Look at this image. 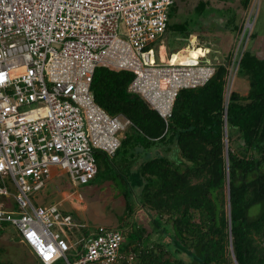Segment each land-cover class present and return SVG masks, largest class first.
Instances as JSON below:
<instances>
[{
    "label": "built area",
    "instance_id": "1",
    "mask_svg": "<svg viewBox=\"0 0 264 264\" xmlns=\"http://www.w3.org/2000/svg\"><path fill=\"white\" fill-rule=\"evenodd\" d=\"M173 2L0 0V197L17 205L0 200V230L8 223L42 264H120L124 257L117 227L82 230L59 203L35 205L32 196L55 166L74 184L88 182L95 152L113 157L120 146L131 121L95 102L97 67L132 72L128 91L165 121L180 89L214 75L203 55L191 64L154 60L151 44L165 32ZM238 61L236 53L227 92Z\"/></svg>",
    "mask_w": 264,
    "mask_h": 264
},
{
    "label": "trees",
    "instance_id": "2",
    "mask_svg": "<svg viewBox=\"0 0 264 264\" xmlns=\"http://www.w3.org/2000/svg\"><path fill=\"white\" fill-rule=\"evenodd\" d=\"M249 2L242 0L244 6ZM205 5L197 3L191 21ZM188 25L168 20L166 29L179 41L178 35L195 33ZM239 52L235 73L248 80L246 94L227 92L229 51L213 62L215 73L203 86L178 91L167 121L141 95L128 91L132 72L95 69V102L131 121L113 157L96 151V162L113 161L128 145L147 158L124 164L136 178L125 180L129 188L123 197L125 213L132 215L136 202L151 229L143 233L132 223L128 233L134 238L125 243L117 225L123 235L120 264H264V57L250 49ZM171 148L175 152L168 155Z\"/></svg>",
    "mask_w": 264,
    "mask_h": 264
},
{
    "label": "rangeland",
    "instance_id": "3",
    "mask_svg": "<svg viewBox=\"0 0 264 264\" xmlns=\"http://www.w3.org/2000/svg\"><path fill=\"white\" fill-rule=\"evenodd\" d=\"M200 1H205V10L193 22L190 20V13ZM174 4L169 9V21L182 22L187 20L189 31L192 34V31L195 33L191 36L178 35L182 38L179 39L181 41L179 42L177 35L172 30L166 29L151 44L156 62H164L168 58L169 62L183 64L187 55L189 60H197L200 55H203V59L201 58L199 61L221 62L223 56L229 51L233 53V58L237 51L245 49H250L258 57H264V0H250L247 6L243 5L242 0H175ZM233 22L235 25L242 26L241 31L235 29ZM248 23L249 27H247ZM181 49L184 51L178 56ZM173 55L176 56L172 59ZM184 56L185 59L179 61ZM248 88V80L237 71L234 74L231 89L246 94ZM130 131L132 130L128 129V132ZM138 149L139 147L128 145L125 148V153L122 156H116L113 161L99 160L96 162L97 172L91 175L86 183L74 184L67 171L55 166L51 171L54 176L56 175V181L54 180L53 184L48 182L44 189L32 196V200L35 205L50 204L61 198L60 192L63 190L72 191L83 208H68L70 206L68 201H64L62 206L71 211L79 222L85 224L82 230L86 229L87 226L94 225L119 228L117 225L120 224L119 229L124 232L125 243H128L134 238L133 234L128 233V230H132V223L140 225L143 233L151 229L147 223L148 214L140 206H137L136 202L132 215L129 216L124 211L125 199L123 195L129 188L125 180L134 182V178H136L134 173L128 174L130 166L124 164L134 157L143 160L146 158L145 152ZM171 149V152H166L168 155L175 152L174 148ZM114 162L117 166L113 164ZM10 190L12 189L10 188ZM0 200L17 207L11 198L0 197ZM14 213H16V208ZM126 221L128 229L123 226ZM7 225L8 223H4L6 227L0 230V264H42L20 241L15 230ZM153 234L151 238L157 239V234L155 232ZM186 261L190 262L188 258Z\"/></svg>",
    "mask_w": 264,
    "mask_h": 264
},
{
    "label": "crops",
    "instance_id": "4",
    "mask_svg": "<svg viewBox=\"0 0 264 264\" xmlns=\"http://www.w3.org/2000/svg\"><path fill=\"white\" fill-rule=\"evenodd\" d=\"M192 37H194V36H192ZM182 51H184L183 49H181L179 52H178V56H179V54L180 53H182ZM177 56V57H178ZM184 60V59H183ZM56 175L54 176V174H53V172L51 171V175H50V178L48 179V181H47V183L48 182H51L52 184H53V181L55 180L56 181ZM47 183H46V185H47ZM46 187V186H45ZM44 187V188H45ZM43 188V189H44ZM61 193V198L59 199V200H57V201H55L54 203H59V205H60V207L61 208H63V203H64V201H68L69 203H70V206L68 207V208H75V209H81V208H83L82 206V204L80 203V201H78L77 199H76V195H75V193L74 192H72V191H67V190H63L62 192H60ZM64 210H67V209H65V208H63ZM67 211H69V210H67ZM69 212H71V211H69ZM37 260V259H36Z\"/></svg>",
    "mask_w": 264,
    "mask_h": 264
},
{
    "label": "bare ground",
    "instance_id": "5",
    "mask_svg": "<svg viewBox=\"0 0 264 264\" xmlns=\"http://www.w3.org/2000/svg\"><path fill=\"white\" fill-rule=\"evenodd\" d=\"M175 56H176V55H173V56H172V59L175 58ZM183 59H185V56H184L183 58L179 59V61H182ZM195 61H196L195 59H190V60H189L188 55H187V58H186V60H185V63H189V64H191V63H195ZM179 63H180V62H179ZM185 63H183V64H185ZM36 205H37V204H36Z\"/></svg>",
    "mask_w": 264,
    "mask_h": 264
},
{
    "label": "water",
    "instance_id": "6",
    "mask_svg": "<svg viewBox=\"0 0 264 264\" xmlns=\"http://www.w3.org/2000/svg\"><path fill=\"white\" fill-rule=\"evenodd\" d=\"M228 193H229V188L227 189Z\"/></svg>",
    "mask_w": 264,
    "mask_h": 264
},
{
    "label": "clouds",
    "instance_id": "7",
    "mask_svg": "<svg viewBox=\"0 0 264 264\" xmlns=\"http://www.w3.org/2000/svg\"><path fill=\"white\" fill-rule=\"evenodd\" d=\"M168 20H169V17H168ZM170 54H171V53H170ZM170 54H169V55H170ZM28 249H29V248H28Z\"/></svg>",
    "mask_w": 264,
    "mask_h": 264
}]
</instances>
